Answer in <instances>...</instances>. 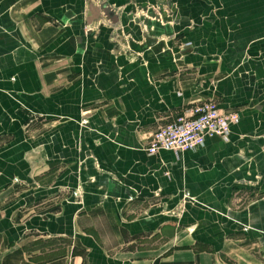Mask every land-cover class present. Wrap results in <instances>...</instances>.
I'll list each match as a JSON object with an SVG mask.
<instances>
[{"label": "crops", "instance_id": "0c3cea01", "mask_svg": "<svg viewBox=\"0 0 264 264\" xmlns=\"http://www.w3.org/2000/svg\"><path fill=\"white\" fill-rule=\"evenodd\" d=\"M0 264H264V0H0Z\"/></svg>", "mask_w": 264, "mask_h": 264}, {"label": "built area", "instance_id": "2783aa9c", "mask_svg": "<svg viewBox=\"0 0 264 264\" xmlns=\"http://www.w3.org/2000/svg\"><path fill=\"white\" fill-rule=\"evenodd\" d=\"M238 121V113L224 111L213 100L204 101L160 126L149 136L144 149L150 156L160 150L194 151L201 148L207 138L227 139L231 127Z\"/></svg>", "mask_w": 264, "mask_h": 264}, {"label": "rangeland", "instance_id": "374dc122", "mask_svg": "<svg viewBox=\"0 0 264 264\" xmlns=\"http://www.w3.org/2000/svg\"><path fill=\"white\" fill-rule=\"evenodd\" d=\"M140 15H141V17L144 16V18L147 17V14H145V13L140 14ZM158 18H159V17H158ZM72 195L76 197L78 194H77V193H72Z\"/></svg>", "mask_w": 264, "mask_h": 264}]
</instances>
